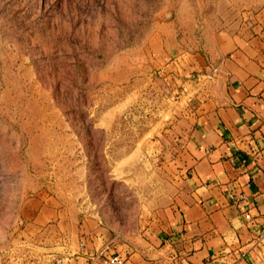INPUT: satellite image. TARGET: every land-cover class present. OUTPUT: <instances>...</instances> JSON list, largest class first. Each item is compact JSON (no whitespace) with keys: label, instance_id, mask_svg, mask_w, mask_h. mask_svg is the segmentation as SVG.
<instances>
[{"label":"rangeland","instance_id":"rangeland-1","mask_svg":"<svg viewBox=\"0 0 264 264\" xmlns=\"http://www.w3.org/2000/svg\"><path fill=\"white\" fill-rule=\"evenodd\" d=\"M262 9L264 0H0V264H54L48 253L74 264L64 249L79 251L89 222L120 255L159 224L185 175L177 124L188 102L172 47L202 55L210 35L237 33ZM43 206L45 230L26 232Z\"/></svg>","mask_w":264,"mask_h":264},{"label":"crops","instance_id":"crops-1","mask_svg":"<svg viewBox=\"0 0 264 264\" xmlns=\"http://www.w3.org/2000/svg\"><path fill=\"white\" fill-rule=\"evenodd\" d=\"M204 47L202 55L172 47L179 98L188 102L177 124L183 190L159 224L121 246L124 264H264V9ZM168 54L155 57L166 63ZM44 211L28 213L26 232L45 230ZM88 226L77 253L64 249L79 255L74 264H92L85 254L105 244L103 231Z\"/></svg>","mask_w":264,"mask_h":264},{"label":"built area","instance_id":"built-area-1","mask_svg":"<svg viewBox=\"0 0 264 264\" xmlns=\"http://www.w3.org/2000/svg\"><path fill=\"white\" fill-rule=\"evenodd\" d=\"M248 218V216H246ZM83 245L80 243V248ZM108 248L104 247L99 250L93 251L92 253H86L89 257L90 262L92 264H124V260L119 256L115 254H109ZM78 255V254H76ZM48 258H52V261L54 264H63V262L67 259L65 257H56L52 254L47 255ZM51 259H48L50 261Z\"/></svg>","mask_w":264,"mask_h":264}]
</instances>
